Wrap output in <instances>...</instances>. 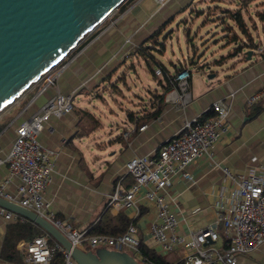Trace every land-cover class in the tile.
I'll list each match as a JSON object with an SVG mask.
<instances>
[{"label":"crops","instance_id":"crops-1","mask_svg":"<svg viewBox=\"0 0 264 264\" xmlns=\"http://www.w3.org/2000/svg\"><path fill=\"white\" fill-rule=\"evenodd\" d=\"M139 7L141 11L135 14L128 13V8L116 12L106 25L92 33L48 74V78L55 77L54 85L43 90L44 80V86H39L20 113L25 111L23 118H27L57 94L73 95L72 113L52 117L39 138L54 163L53 180L46 190V199L62 219L71 221L78 229H88L104 217L110 218V224L116 226L123 222L119 219L123 216L132 221L131 225L137 226L145 246L160 255L147 232L155 220L152 207L144 202L138 211H112L108 207L110 196L118 185L125 190L132 185L133 179L126 169L130 159L157 155L187 120L214 114L213 103L235 93L231 101L226 100L230 104L231 132L216 145L214 160L200 158L189 169L194 181L178 176L169 191L172 208L180 222V234L189 235L210 226L216 219V206L232 202L237 191V185L225 180L218 167L238 173L264 168V101L252 107L246 104L247 98L264 86V44L260 41L261 48L252 60L237 57L228 68L207 70L193 66V100L181 111L165 103L162 95L168 90L167 73L174 75L190 65L174 66L175 70L171 72L146 47L150 42L158 45L155 38L161 23L154 22L147 29L151 21L156 17L164 20L181 7L175 0L164 6L153 0H142ZM256 13L264 23L263 11ZM144 16L147 20L141 23L138 18ZM144 63L146 79L157 85V88L149 89L147 100L138 97L135 92L138 87L133 82V77L139 78V72L144 71ZM160 66L165 68L164 76L157 77L154 71ZM129 79L133 80L136 90ZM122 85L137 99L127 96ZM23 118L16 115L9 122L5 116L0 118L1 159L7 156L13 144V123ZM8 174V168L0 166V181ZM18 184L19 181L14 179L8 192L16 194ZM29 221L14 223L0 216V264H27L22 257L17 261L5 259L2 250L10 228ZM28 242L18 243V250L23 255L25 251L21 245ZM222 243L223 239L217 245ZM176 253L180 258L182 252ZM238 264H264V245L249 255L240 256Z\"/></svg>","mask_w":264,"mask_h":264},{"label":"built area","instance_id":"built-area-1","mask_svg":"<svg viewBox=\"0 0 264 264\" xmlns=\"http://www.w3.org/2000/svg\"><path fill=\"white\" fill-rule=\"evenodd\" d=\"M141 1L129 7L127 12L135 14L141 11ZM153 1L164 6L170 0ZM118 11L119 9L116 12ZM138 19L141 23L147 20L145 16ZM154 75L164 76V69L161 66L156 68ZM191 76L192 72L188 68H182L174 75L167 73L169 85L162 100L184 111L193 100ZM42 80H46L43 87L45 90L54 85L55 77L48 78L47 74ZM234 96L235 93H232L226 99L213 103V116L187 120L181 130L159 149L157 155L130 159L126 169L133 179L132 185L127 190L118 185L110 196L108 207L112 211H138L144 202L152 207L155 220L149 225L147 232L161 256H166L171 251L182 252L175 264H238L240 256L249 255L264 245V168L238 173L216 165L222 170L225 180L237 185L235 198L230 203L216 206V219L210 226L189 235L180 234V222L172 208L173 201L169 199V191L175 178L182 176L194 181L189 169L200 158L214 160L216 145L230 135L229 101ZM73 100L72 94H57L31 116L13 123L15 137L12 147L5 158H0V166H6L9 172L0 181V197L36 212L57 227L75 247L84 250L90 248L93 251L107 248L138 252L141 239L136 225H130L126 233L118 237L105 234L90 236L89 228L78 229L71 221L62 219L46 199V190L53 180L54 163L39 138L52 117L60 118L72 113ZM262 101L264 86L251 94L246 104L252 107ZM14 179L19 184L17 193L11 194L7 188ZM0 216L14 223L27 221L25 217L2 207ZM221 239L223 243L218 246ZM21 247L25 251L27 264H51L56 252L62 253L64 264H77L71 251L57 241L52 245L49 236H38ZM144 263L153 264L149 261Z\"/></svg>","mask_w":264,"mask_h":264},{"label":"water","instance_id":"water-1","mask_svg":"<svg viewBox=\"0 0 264 264\" xmlns=\"http://www.w3.org/2000/svg\"><path fill=\"white\" fill-rule=\"evenodd\" d=\"M127 0H0V117L21 97L75 51ZM232 42L233 51L218 61L252 60L262 44L250 30ZM258 31V28H256ZM260 35L259 33L257 34ZM164 53L165 48L160 50ZM190 66L209 65L185 61ZM181 63V65H184ZM189 69V67H188ZM0 207L17 213L42 227L65 249L77 264H140L125 251L107 248L84 250L36 212L0 197Z\"/></svg>","mask_w":264,"mask_h":264},{"label":"rangeland","instance_id":"rangeland-1","mask_svg":"<svg viewBox=\"0 0 264 264\" xmlns=\"http://www.w3.org/2000/svg\"><path fill=\"white\" fill-rule=\"evenodd\" d=\"M175 1L178 2L181 9L168 15V17H171L170 19L168 17L164 20H161V17L154 18L147 27V29L150 28L154 22L159 21L161 23L158 28L160 30L157 33V38H155L158 45H154L151 42L146 44V47L150 48V52H152L156 60L164 64L171 72L175 70L174 66L179 67L181 63L193 59L195 63H200V65L207 64L213 70L221 67H231L236 60L227 59L222 65H219L218 61L222 57H227L233 51L235 44L232 42L237 40L238 37L241 40L245 38L240 29L242 27L235 20V15L238 11H241L245 31L250 30L256 43L260 44L261 41L264 44V23L256 13L259 10H262L264 13V0L249 1L246 6L245 0ZM108 22L109 20L104 25ZM256 28H258V31ZM258 33L261 34L260 39L258 38ZM164 48L165 51L162 53L160 50ZM189 69L192 71L194 67L191 65ZM146 74L147 68L144 63V71L139 72L140 77L134 76V81L130 79L131 82L128 81L133 89L135 88L134 83L137 85L138 88L137 90L135 88V92L139 98L144 100H147L150 96L149 89L157 88L155 82L146 79ZM43 81H40L35 86L36 88L34 87L35 89L30 90L21 97L1 117L5 116L7 122L16 115H22L21 118L25 117V111L22 113L20 111L24 108L25 103L30 100L32 94L39 89V86L42 84L44 86L46 80ZM121 87L127 96L132 97L134 100L137 99L128 92V89L124 85ZM103 112L108 116L110 115L109 112L104 110ZM116 112L119 113V110H116ZM124 251L130 253L128 249ZM166 259L169 262L176 263L179 258L175 251H171ZM136 260L140 264H144L141 257L136 256Z\"/></svg>","mask_w":264,"mask_h":264},{"label":"trees","instance_id":"trees-1","mask_svg":"<svg viewBox=\"0 0 264 264\" xmlns=\"http://www.w3.org/2000/svg\"><path fill=\"white\" fill-rule=\"evenodd\" d=\"M135 1L137 0H127L124 5H122L119 10L125 11L127 8H129ZM252 0H245V6L247 3ZM264 18V15L262 16ZM235 20L240 25V27H245L242 19L241 11H238L235 15ZM163 68V67H162ZM165 69V68H164ZM256 111V110H255ZM256 113H258L256 111ZM212 114H207V118ZM206 117H203V119H206ZM1 131V129H0ZM107 213V212H106ZM105 213V215H106ZM119 219L123 221L119 225H111V219L109 218H103L97 223H93L90 225L88 229V235H99V234H105L109 236L118 237L126 233L129 226L131 225L132 221L126 220L123 216H120ZM38 236H49L50 242L53 245L56 240L48 234L42 227L39 225L29 221L26 224H17L16 226H13L10 228L9 232L7 233L2 255L5 259L10 261H17L19 258H26V254L24 255L18 250V243L20 241H32ZM91 250L90 248H87V251ZM131 255H133L135 258L136 256L142 257V259L149 261L153 264H175L172 262H169L166 257H162L155 253L154 251L150 250L148 247L145 246L143 241L141 240V243L138 247V252H130ZM51 264H64L63 255L60 252H56L53 258V261Z\"/></svg>","mask_w":264,"mask_h":264},{"label":"bare ground","instance_id":"bare-ground-1","mask_svg":"<svg viewBox=\"0 0 264 264\" xmlns=\"http://www.w3.org/2000/svg\"><path fill=\"white\" fill-rule=\"evenodd\" d=\"M212 110V109H211Z\"/></svg>","mask_w":264,"mask_h":264}]
</instances>
